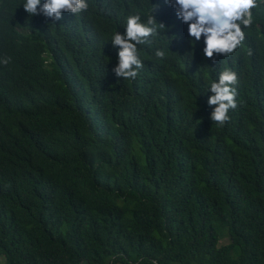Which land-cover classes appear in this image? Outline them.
Listing matches in <instances>:
<instances>
[{"label": "trees", "instance_id": "trees-1", "mask_svg": "<svg viewBox=\"0 0 264 264\" xmlns=\"http://www.w3.org/2000/svg\"><path fill=\"white\" fill-rule=\"evenodd\" d=\"M23 3L0 0V264H264V4L208 58L166 0H87L59 21ZM133 14L165 29L124 80L111 40ZM225 69L238 107L220 126L208 88Z\"/></svg>", "mask_w": 264, "mask_h": 264}, {"label": "clouds", "instance_id": "clouds-1", "mask_svg": "<svg viewBox=\"0 0 264 264\" xmlns=\"http://www.w3.org/2000/svg\"><path fill=\"white\" fill-rule=\"evenodd\" d=\"M175 9L177 17L188 25V34L192 43L204 38L206 57L215 54L231 55L245 39L243 28H250L254 23L253 10L260 8L264 0H166ZM23 8L30 17L43 15L59 21L63 13L80 14L88 10L87 0H24ZM153 12L157 6L152 4ZM152 12V13H153ZM159 29H165L151 14L142 22L139 14L126 18L125 34L115 33L111 42L119 46V61L113 71L124 80L135 79L138 70L144 67L138 55V45L149 42L150 37L159 35ZM157 57H164L162 50H157ZM11 58H4L0 63L7 65ZM238 77L234 71L225 69L218 82L213 81L208 88L213 95L208 104L216 106L211 114L213 124L223 126L229 120V111L238 107Z\"/></svg>", "mask_w": 264, "mask_h": 264}, {"label": "rangeland", "instance_id": "rangeland-1", "mask_svg": "<svg viewBox=\"0 0 264 264\" xmlns=\"http://www.w3.org/2000/svg\"><path fill=\"white\" fill-rule=\"evenodd\" d=\"M227 243H228V239L225 236L223 238H221V240L219 241V245H225ZM233 256H235V255H233Z\"/></svg>", "mask_w": 264, "mask_h": 264}]
</instances>
